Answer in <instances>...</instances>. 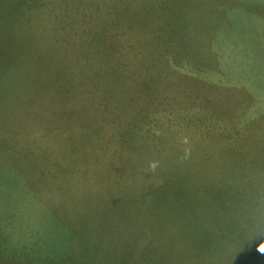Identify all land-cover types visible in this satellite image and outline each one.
<instances>
[{
	"label": "rangeland",
	"instance_id": "rangeland-1",
	"mask_svg": "<svg viewBox=\"0 0 264 264\" xmlns=\"http://www.w3.org/2000/svg\"><path fill=\"white\" fill-rule=\"evenodd\" d=\"M226 190L264 209V0H0V264H264Z\"/></svg>",
	"mask_w": 264,
	"mask_h": 264
},
{
	"label": "trees",
	"instance_id": "trees-1",
	"mask_svg": "<svg viewBox=\"0 0 264 264\" xmlns=\"http://www.w3.org/2000/svg\"><path fill=\"white\" fill-rule=\"evenodd\" d=\"M120 80H121L120 77H112L111 79L108 80V82L110 84L113 83V82H115L117 84ZM94 84L95 85L97 84V81L96 80H95V83ZM109 91H110V89L108 87H100L99 89H97V93L98 94L95 97V99H96V101H95L96 103L95 104H97V106H98V99H99V101H102L101 102V106L104 107V108H106V105H107L108 100H109V98H108V96H109L108 93H110ZM91 99L92 100H95L93 98H91ZM105 100L107 102L104 103L103 101H105ZM97 106L95 108H98ZM137 119H138V117H136V118L133 119V123L134 124H135V122H136ZM102 120H106V119L103 118ZM131 124H132V121H131ZM99 127H100V124H99ZM131 128L133 130L134 126L133 127H130L129 126L128 131H130ZM83 129L86 130V128H83ZM67 131L70 133V132H72V129L68 128ZM132 139H133V142H135V138L133 137ZM72 147H74L75 149L77 148L78 150H83V145L82 144H78V145L77 144L76 145L74 144V146L72 145ZM230 193L231 192L229 190L219 192V194L215 197V199L218 202H220L218 204H229L230 201L232 200L231 199L232 198L231 196L228 197V195ZM239 200H241V199H239ZM240 202H242V205L238 204L237 201H234L232 204H229V205H232V206H243V205L249 204L250 206H247V207H243V208L238 209L237 211H235L234 214L231 213L230 214L231 216H234L235 218L236 217L242 218L243 216L253 215L254 212H256L255 217L258 216L259 214L262 215V216H264V209L262 210V208H260L258 211H256L257 210V207L259 205H260V207H262V205H261V202L262 201H259V202L257 201V202H254L253 203L251 200L249 202L247 200H242ZM255 203H257V204H255ZM47 206H48V204H47ZM214 214H216V216H218L217 210H216V212H214ZM87 241H88L87 244L84 243L83 245H84V248H85V250H86V252L88 254V264H99L98 261H96L97 258H91V257L97 256V252H98V250L95 249V244L93 243L92 238L90 236H88ZM38 250H39V254H43V255L46 256V258H44L42 260H38V264H44L45 260H48L49 262L50 261H54L55 256L57 255L56 250L51 255H47L45 253V244H43V243L40 245V247H39ZM202 250L208 251V248L206 246H204Z\"/></svg>",
	"mask_w": 264,
	"mask_h": 264
},
{
	"label": "clouds",
	"instance_id": "clouds-1",
	"mask_svg": "<svg viewBox=\"0 0 264 264\" xmlns=\"http://www.w3.org/2000/svg\"><path fill=\"white\" fill-rule=\"evenodd\" d=\"M151 167L154 169L156 167L155 164L151 165ZM256 251L261 254L264 255V243H261L258 248L256 249Z\"/></svg>",
	"mask_w": 264,
	"mask_h": 264
}]
</instances>
